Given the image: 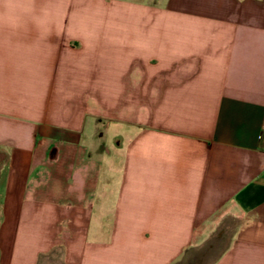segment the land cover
I'll list each match as a JSON object with an SVG mask.
<instances>
[{"label":"crops","instance_id":"obj_1","mask_svg":"<svg viewBox=\"0 0 264 264\" xmlns=\"http://www.w3.org/2000/svg\"><path fill=\"white\" fill-rule=\"evenodd\" d=\"M0 155V264H264V0H0Z\"/></svg>","mask_w":264,"mask_h":264},{"label":"rangeland","instance_id":"obj_2","mask_svg":"<svg viewBox=\"0 0 264 264\" xmlns=\"http://www.w3.org/2000/svg\"><path fill=\"white\" fill-rule=\"evenodd\" d=\"M5 160L3 155H0V164L3 163ZM229 227L228 231L226 230V223H222V228L226 232H223L222 237H218L220 230L216 232L208 241V244H206L204 247L200 248L199 250L195 251L191 255L190 262L188 264H207L208 261L217 253V251L223 247L226 242L228 241V237L231 233V226L234 225L233 222L228 221ZM211 244L212 248H209L208 245ZM61 255V249L57 248L54 250L53 254H49L47 256L42 257L40 260L41 264H62L61 260L59 259Z\"/></svg>","mask_w":264,"mask_h":264}]
</instances>
